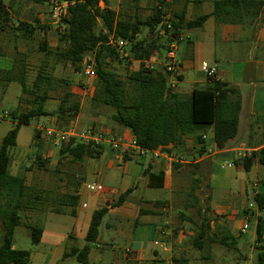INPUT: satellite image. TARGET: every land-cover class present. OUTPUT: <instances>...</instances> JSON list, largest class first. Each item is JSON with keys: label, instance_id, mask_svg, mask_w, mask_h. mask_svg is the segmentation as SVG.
<instances>
[{"label": "trees", "instance_id": "obj_1", "mask_svg": "<svg viewBox=\"0 0 264 264\" xmlns=\"http://www.w3.org/2000/svg\"><path fill=\"white\" fill-rule=\"evenodd\" d=\"M36 3H47L48 0H32ZM71 1V0H60ZM102 0H74L69 6L67 14L62 17L63 32L60 35L59 44L52 50L47 42L39 44V51L45 56H54L58 62L69 63L75 71L82 70V63L86 57H90L97 73L93 102L97 105L108 106L115 109L112 120L123 128L129 130L137 143L146 149L156 150L172 146L176 150L184 147L186 139L194 136L196 143L204 145L198 151L202 155L206 147L199 132L213 127L214 143L218 149H224L228 142L238 133L239 114L241 111V95L237 87L230 86L219 81H211L213 85L207 89L195 88L190 97L185 99L176 94L168 86L169 76L162 67L155 70L145 68L144 62L160 52L159 49L169 40L161 35L165 31L163 11L156 8L149 20L145 22L130 23L120 20L114 11L101 8ZM164 4V2H163ZM264 13V0H216L213 3L211 15L199 16L191 21L185 20V11L175 12L169 21L174 28L173 36H177L183 30L202 28L210 16L215 17L217 23H247L254 22ZM11 20L10 13L5 9L0 0V23ZM164 24V25H163ZM148 29L146 37H141L140 26ZM35 27L20 22L15 29L21 32L26 39L33 37ZM124 39L131 43L128 53L133 61L140 63V67L128 74L127 79L113 72L108 65L111 62H122L118 51L110 47V37ZM137 36V38H136ZM164 47V48H165ZM21 63V61H20ZM22 64H20L21 66ZM45 65L42 64L31 88L28 87L26 77L20 74L15 82L22 87L24 94L33 96L31 104L33 108L29 112H13L8 117L16 122L12 130L2 139L0 147V212L4 215L3 225L5 231L0 245V264H30L31 253L16 250L13 246L15 229L19 225L20 212L26 208L24 199L28 202L36 201V194L30 200V188L26 185V179L12 176L9 173L11 164V149L16 147L20 129L28 126L31 121L40 116H56L59 129H67L79 112L80 103L72 93L66 92L61 98L60 105L54 113L44 110L46 102L50 99L49 92L54 89L56 82H60L52 75L46 74ZM132 85L135 93L129 95L127 86ZM170 152L167 149H164ZM103 146L91 147L84 145L76 139L63 143L60 149L61 157H70L75 163L85 159L98 160L103 155ZM125 159H127L124 154ZM264 165V148L252 153L250 158L243 161L244 168L249 172L254 159ZM42 168L44 163L39 162ZM184 165L174 163V170L181 169ZM198 166V165H196ZM146 174V172H145ZM199 182V180H195ZM197 187L190 188L188 196L191 201L186 202L187 208H196L201 218V223L191 221L195 226L197 235L191 245L198 251H203L206 244L213 245L220 241L228 244L226 239L219 240L217 235L211 233L212 220L207 215V209L200 205V199L196 195ZM132 193V190L122 194L113 208L120 207ZM2 201L4 202L2 204ZM79 197L67 195L62 197L60 205L69 207L74 214L78 206ZM260 210L264 209V198L260 194L257 198ZM167 202L153 203L154 209H140V216H162ZM111 208V207H110ZM108 207L100 208L92 214L91 222L85 237L86 245L80 249L74 247L66 257H75L81 264H89L91 245L97 242L99 229L107 216ZM60 214V212H58ZM184 216V215H182ZM182 220H185L182 217ZM32 241L40 244L44 235V229L33 226L30 228ZM175 233H177L175 231ZM242 235V234H241ZM257 243L264 240V221L257 220ZM209 255L202 259H208ZM178 264V262H175ZM256 264H264V244L259 246Z\"/></svg>", "mask_w": 264, "mask_h": 264}, {"label": "crops", "instance_id": "obj_2", "mask_svg": "<svg viewBox=\"0 0 264 264\" xmlns=\"http://www.w3.org/2000/svg\"><path fill=\"white\" fill-rule=\"evenodd\" d=\"M1 1L5 9L10 13L11 20L7 23H0V34L2 33L3 35L5 32H11V40H8V42H6L7 45L3 46V49L7 50L6 54L3 52L4 54L0 55V98L6 94L9 95L14 88L13 86L19 84L15 82V79H18L20 74H24L26 82L28 75H30L29 59H27L28 50L25 49L23 47L24 45H21L19 41H30L37 35H41L43 41H40V43H48L49 37H46L44 31L49 29L47 27L49 24H58V22L54 20L51 11L46 6L47 3L40 4L32 0ZM214 1L216 0H102L100 6L101 8L114 11L120 20L130 23L149 20L154 10L159 8L163 11L165 23L171 20L175 12L182 10L185 11L186 21H191L203 15H211ZM15 22H18V24L15 25ZM20 22H24L36 28L32 38L26 39L22 36L21 32L15 31ZM140 31L142 32L140 38L147 36V27L141 25ZM183 32L188 36V39L178 43V56L183 62V72L180 82L174 92L182 98L187 99L195 88L207 89L211 87L213 83H211L201 71V65L203 63H208L210 65L216 64L218 67L217 80L221 83L237 87L242 101L237 136L230 140L224 149H218L214 143L213 127L199 132V134L206 135L207 137L204 142L206 150L217 151L218 155L216 156L220 157L221 160H217V157H212V160H210L211 157H207L198 165L203 166V164H206L210 167L212 173L215 163L230 158L233 159L235 163H239L237 173L247 172L240 155L247 151L252 153L259 152L264 148V13L254 22L243 24L217 23L215 17L210 16L202 28L183 30ZM47 34H50V31ZM4 39V36H2L0 42ZM164 39L166 40L165 37ZM164 47L159 49L160 52H158V54L164 55L166 49V47ZM20 55H22L23 59L25 58L26 61L21 59L20 63V61H18ZM20 64L22 65L20 66ZM134 65L138 66V68L140 67V63L137 61H132V66ZM27 85L29 88L32 87L29 86L28 82ZM95 85L93 86L94 90ZM49 96L51 98V92H49ZM17 99L18 104L15 108L10 110L9 113L16 111L29 112L33 108L31 102L34 98L30 94H24L22 92ZM24 101H26L25 105ZM46 104L44 110L48 113H52L46 109ZM58 107L59 105L57 109ZM44 117H46V120H42ZM5 120V124L9 125V130H7L8 134L15 126L16 122L12 121L10 117H7ZM32 123L36 125H32ZM29 126L35 130V141L32 144L34 146L33 148L38 149L36 154H34L35 149H32V154L35 156L33 158L32 155L29 158L28 161L31 163L30 166H32V164H36L37 166L40 159L46 160L47 158H53L57 151L60 153V148L52 144L43 130H62L59 129L56 116H40L33 119L27 127ZM90 127L106 130L109 139H123L129 141L134 138L129 130L124 129L119 124L106 126L104 116L102 113L98 112H79L77 118L69 124L67 129L63 130L73 128L81 132ZM22 128L20 129L17 140L20 139ZM7 134L0 138L1 142ZM196 141L194 136L186 139L188 145H194V153L204 146L196 143ZM200 145H202V147H200ZM103 149V155L100 159H85L82 162H77V164L79 169H81L82 179L86 181L89 176L97 177V182L103 180L105 185H107L106 188L109 189L110 192L105 195H96L94 207L89 211L90 206L86 202V198L88 197L90 200L92 197H90V193L86 191V184L83 182L81 192L75 194L79 197L80 202L77 211L75 209V225L77 223L81 224V226H86L88 223L90 225L91 216L94 211L103 207H109L107 206L108 203H116L122 194L128 190H132L128 199L120 207L109 209L102 223L105 229L112 230V235L115 240L125 241L129 243V246L124 250H117L108 246L104 248L97 247V255L92 262L93 250L91 249L89 264H176V261L178 264H204L202 262V256L197 258V256L194 255L195 248L190 243L191 235L184 232L181 234L177 232L175 233V239L171 235L169 236V234L168 237H161V227L167 223L160 219L158 222L149 220L151 217L160 218L161 216H140V209L143 207L139 206V204L142 203L143 205L152 206L153 210V203L160 201L146 199L143 196L145 191L152 189H168L171 193L173 192L172 187L174 183L172 182V176L174 164H171L165 158L158 160L131 159L126 154L127 159H125L124 153L112 150L109 144H105ZM258 164H260L258 158H255L249 172ZM37 167L39 168V166ZM18 168H22L21 164H18ZM29 168L24 167V171H30L31 169ZM12 175L17 176V174ZM28 177H30V175L24 174V178L28 179ZM127 177H129V182L127 181ZM255 182L259 183V195L261 194L264 198V194L261 192L260 182ZM117 183H119L120 186H124V188L120 190V188L114 186V184L117 185ZM245 186L246 185H243V190H246V192L249 191V188ZM211 196L213 203L214 194L212 193ZM227 199L228 202H215V205H213L217 214L226 216V225L228 226L227 231L229 233L227 232L226 235H220L221 238L219 237V240L228 239V236L230 237L233 235H235L234 237H236V235L238 237L242 236L240 230L243 226V209L236 208L237 198H235V196L229 194ZM169 200H164V202L168 203ZM85 203L87 207L83 208L82 205ZM263 211L264 209L257 212V218L260 217L262 219L261 214ZM108 219L111 220L107 221ZM132 223L134 226L133 229H131ZM223 223L222 221L218 222L219 226L223 225ZM178 225H180V223H178ZM212 225H216V223L212 222ZM221 230L226 231V229ZM71 234L76 236V230H73ZM231 240L234 248L240 250L237 241H234L232 237ZM44 241H46L45 231L41 243ZM98 241L99 237L97 239V242ZM127 250L129 251L128 253ZM210 256L214 259V255L211 254Z\"/></svg>", "mask_w": 264, "mask_h": 264}, {"label": "rangeland", "instance_id": "obj_3", "mask_svg": "<svg viewBox=\"0 0 264 264\" xmlns=\"http://www.w3.org/2000/svg\"><path fill=\"white\" fill-rule=\"evenodd\" d=\"M46 6L51 11L52 7L49 4H46ZM16 24H18V22H15V25ZM47 27L49 29L44 32L46 33V37H49L48 43L51 49L55 50L60 43L59 37L63 32V27L59 23L57 25L51 23ZM49 31L50 34H47ZM2 36H4L5 39L0 42V55L4 53L6 54L7 52L6 49H3V46L7 45L6 42H8V40H11V32H5L3 35L1 33L0 39ZM40 41H43V37L37 35L30 41L20 40L19 42L28 50L27 59H29L30 75L27 77V82L30 87L32 86L37 71L41 68V63L45 65L44 71L46 74L52 75L60 81L56 82L54 89L51 91V98L46 104V109L54 113L57 110V106L60 105L61 98L64 94L70 92L75 99L79 101L80 112L102 113L105 118L106 126L112 124L117 125V123L112 120V115L115 113V109L108 106L97 105L92 100L94 95L93 86L95 83L97 84V80L95 82L92 81L84 75L82 70L75 71L69 63H64L62 61L58 62L55 60L54 56L50 55L47 57L42 52H39L38 44H40ZM21 59L26 61L25 58L23 59L22 55L19 56L18 61ZM108 65L113 72L121 76L123 79H127L128 74L138 68V66H132V61H129L128 59L122 62H111L108 60ZM13 87L14 88L9 95L6 94L0 98V138L7 134V130H9V125L5 124L4 121H6L5 119L8 117L10 110L15 108L18 104L17 97L22 93L20 84H15ZM127 91L129 92V95L135 93V90L130 84L127 86ZM25 104L26 101H24V105ZM42 120H46V117L42 118ZM32 125L36 124L32 123ZM34 132L35 130L31 126L23 127L20 139L17 140L18 144L11 149L10 152V175L17 174L16 177L20 178H24V174L30 175L28 179L25 178L27 179L26 185L30 188L29 198L32 200V197L36 194L40 198L32 202H28V199H24V201H26V208L19 214L20 220L19 225L15 229L13 246L16 250L28 251L31 253L30 264H81L75 257L66 256L74 247L82 249L86 245L85 236L89 228V223L86 226H81V224L78 223L75 225V212L72 214L71 208L61 206L60 201L62 197L75 195L76 193L81 192L83 182L87 185L97 182L98 178L89 176L86 181L82 179L81 169H79L78 164L72 161L70 157H61L59 151L55 152L51 159H40L39 162L44 163L42 168H38V165L36 166V164L30 166L31 163L28 160L33 155L32 149H35L34 154H36L38 150L37 148H33L34 146L32 145L35 141ZM61 148L62 147H60V149ZM180 150L181 151L179 152L185 157H191L195 154L193 144L188 145L185 143L184 147ZM34 156L35 155H33V158ZM216 157L217 160H221L220 157L213 156V158ZM210 160H212V157ZM226 160L234 162V160L230 158ZM18 164H21V169L18 168ZM198 164H181L184 165L181 169L176 171L173 170L172 182L174 185L172 187V193L168 189H152L143 193V196L150 200L164 201L170 199L168 205L164 209H160L163 212V215L160 218H149V220L153 222L161 220L167 223L161 227V237H168L169 234V236L171 235L175 239V231L180 234L184 232L191 235L190 243L193 238L196 237L197 231L191 221L199 225L201 223V218L197 214L196 208H187L185 206L186 202L191 201L188 192L192 187H197L196 195L200 199L201 207L205 210L207 209L208 217L216 223V225L211 224V233L216 234L218 239L220 235L227 234L228 226L226 225V216L215 212V209L213 208L215 202H228L227 197L231 194L237 198L236 208H245L250 201L246 195V190H243V185H246L247 188H249L250 184L255 181L260 182L261 192L264 194L263 165L258 164L249 173H237L239 163H236L237 166L235 167H229L223 161H219L214 164V171L211 173L209 166L206 164H203V166ZM24 167H31L29 168L31 170L24 171ZM195 180H199V182H196ZM127 181L129 182V177H127ZM101 183L105 187L107 186L103 180ZM114 186L120 188V190L124 188V186H120L119 183H117V185L114 184ZM212 193L214 194L213 203L211 196ZM89 195L92 198L89 200L87 197L86 202L90 206V211L94 207L96 194L90 193ZM3 203L4 202L2 201V204ZM114 204L108 203L107 206H109L108 208L111 207L110 209H114ZM79 205L80 202H78L76 211ZM139 206L144 209H152V206L143 205L142 203L139 204ZM58 212H60V214H58ZM261 215L264 220V211ZM3 216L4 215L0 212V245L5 231ZM182 217L185 220H182ZM109 220L111 219H108L107 221ZM257 220L258 218L254 217V219L250 221L249 229L245 234H242V236H228V239L225 240L227 243L229 241L227 245L221 244L220 241L213 245L206 244L203 251H198L193 248L195 251L194 255H196L197 258L201 256L207 257V255H209L208 259L202 260L204 264H256L259 246L264 244V240L261 244H258L256 241ZM219 221L224 222L223 225L219 226ZM178 223H180V225H178ZM131 225V229H133V223ZM33 226L44 229L46 241L40 244L33 243L30 230ZM221 229H226V231H222ZM73 230H76V236L71 234ZM163 232L166 233L163 234ZM99 233V241L91 245V249L93 250L91 262L96 258L97 247L104 248L108 246L117 250H124L129 246V243L125 241L115 240L112 235V230L105 229L104 226L100 227ZM231 237L234 241H237L240 250L234 248ZM211 254L214 255V259L210 256Z\"/></svg>", "mask_w": 264, "mask_h": 264}, {"label": "built area", "instance_id": "obj_4", "mask_svg": "<svg viewBox=\"0 0 264 264\" xmlns=\"http://www.w3.org/2000/svg\"><path fill=\"white\" fill-rule=\"evenodd\" d=\"M74 3V0L71 1H60V0H48L47 4H49L52 9L51 13L60 25L62 23V17L67 14V10L69 6ZM170 31L168 34L165 33L164 29L161 32L162 35L165 36L169 40L166 45L164 55L155 54L149 60L145 61V68L149 70H155L158 67H162L166 74L169 76L168 86L171 90L175 91L177 85L180 82V78L183 72V62L178 56V43L188 39V36L181 31L177 34V36H173L175 32L174 28L170 25L169 22L164 23ZM163 24V25H164ZM62 26V25H61ZM137 38V36H136ZM110 47L118 51L120 54V59H128L129 61H133L131 59L130 54L128 53L129 48L131 47V43L124 39H115L114 36L110 37L109 44ZM82 71L85 76H87L92 81L97 80V73L94 67V63L90 57H86L82 63ZM201 71L204 73L206 78L211 81H218V67L216 64L210 65L208 63H203L201 65ZM46 136L51 140L52 144L55 147H62L63 143L69 142L71 139H76L84 145H88L91 147H100L105 144H109L112 150L117 152H122L128 155L131 159H153L158 160L161 158H165L171 164H198L204 161L207 157H213L218 155L217 151L206 150V152L202 155L196 152L191 157H185L179 151L176 150L172 146L166 148H158L156 150H149L144 147H141L135 138L131 140H115L109 139L108 133L103 129H97L95 127H90L84 131L78 132L73 128H69L68 130H58V129H43ZM41 130V131H43ZM203 141L207 139L206 135L202 136ZM202 147V145H200ZM199 147V148H200ZM164 149L169 150L170 152L165 151ZM252 152H243L240 157L242 163L245 159L250 158ZM227 166L235 167L237 166L235 161H227L226 159L222 160ZM86 191L90 193H94L96 195H105L110 192L101 182H94L87 184L85 186ZM259 183L253 182L249 186V191L246 192V195L249 199V204L243 208L242 210V220L243 226L240 230L241 234H245L249 229L250 221L257 217V212L260 211L257 198L259 196ZM83 208L87 207V204L82 205ZM166 232H163L165 234ZM129 251L127 250V253Z\"/></svg>", "mask_w": 264, "mask_h": 264}]
</instances>
